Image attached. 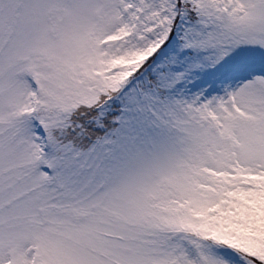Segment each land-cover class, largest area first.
Here are the masks:
<instances>
[{"label": "snow or ice", "instance_id": "snow-or-ice-1", "mask_svg": "<svg viewBox=\"0 0 264 264\" xmlns=\"http://www.w3.org/2000/svg\"><path fill=\"white\" fill-rule=\"evenodd\" d=\"M0 264H264V0H0Z\"/></svg>", "mask_w": 264, "mask_h": 264}]
</instances>
